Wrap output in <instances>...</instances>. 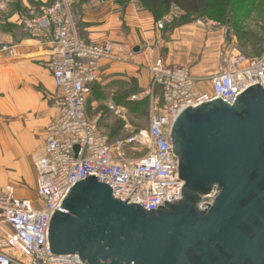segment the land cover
Returning <instances> with one entry per match:
<instances>
[{
	"label": "water",
	"instance_id": "obj_1",
	"mask_svg": "<svg viewBox=\"0 0 264 264\" xmlns=\"http://www.w3.org/2000/svg\"><path fill=\"white\" fill-rule=\"evenodd\" d=\"M170 134L182 197L163 206L126 202L98 173L87 174L50 220L52 253L78 254L76 264H264L261 82L233 103L217 97L184 106Z\"/></svg>",
	"mask_w": 264,
	"mask_h": 264
},
{
	"label": "built area",
	"instance_id": "obj_2",
	"mask_svg": "<svg viewBox=\"0 0 264 264\" xmlns=\"http://www.w3.org/2000/svg\"><path fill=\"white\" fill-rule=\"evenodd\" d=\"M73 2L55 0L44 12L29 9L24 17L28 27L47 38L48 67L60 93L38 162V196L43 203L19 199L10 187L0 190V264L83 262L78 254L52 253L49 226L56 208L66 211L61 202L70 186L87 174L98 173V179L111 183L114 193L126 202L163 206L165 200L180 199L184 181L179 178L170 134L177 113L184 106L217 97L233 103L244 87L256 81L264 88V52L255 58L234 55L226 67L209 76L196 75L188 66L170 67L158 59L150 67L151 87L131 96L134 101L149 99L147 135L112 143L100 126V115L89 114L90 89L100 81L104 65L124 61L132 50L123 43L82 38L71 13ZM7 3L0 0L2 10ZM126 147L146 148V152L129 159L121 156ZM214 195L215 191L204 199L203 208Z\"/></svg>",
	"mask_w": 264,
	"mask_h": 264
},
{
	"label": "crops",
	"instance_id": "obj_3",
	"mask_svg": "<svg viewBox=\"0 0 264 264\" xmlns=\"http://www.w3.org/2000/svg\"><path fill=\"white\" fill-rule=\"evenodd\" d=\"M7 1L5 10L0 7V48L10 46L0 49V190L10 187L15 197L36 203L38 162L44 154L47 128L57 114L55 99L60 91L48 67L47 38L28 27L24 17L29 9L44 12L55 0ZM138 1L74 0L71 13L82 38L123 43L132 50L133 60L147 64L136 76L142 91L150 85L153 63L160 59L167 66H180L175 50H194L199 34L195 24L164 33L154 10ZM138 45L141 50L134 53ZM159 48L166 52L164 58ZM114 64L104 65L101 78Z\"/></svg>",
	"mask_w": 264,
	"mask_h": 264
},
{
	"label": "rangeland",
	"instance_id": "obj_4",
	"mask_svg": "<svg viewBox=\"0 0 264 264\" xmlns=\"http://www.w3.org/2000/svg\"><path fill=\"white\" fill-rule=\"evenodd\" d=\"M138 3L154 10L157 21H162L164 33L183 24L196 25L199 36L194 50H175V57L180 61L178 65L189 66L196 75L216 73L226 67L227 60L234 55L255 58L264 52V0H225L205 15L185 13L176 6L170 9L153 6L150 0H140ZM159 53L164 58L166 52L162 48H159ZM133 59L134 56L130 55L125 61L113 63L111 71L90 89L89 114L100 115V126L112 143L118 138L125 139L132 135L145 136L149 128V99H131L133 94L141 91L136 76L147 68V64ZM150 72V85L145 90L152 84L151 69ZM157 94L159 96V91ZM117 109H120L119 113ZM145 152L146 148L137 151L126 147L121 150V156L137 158ZM36 201L43 203L38 194Z\"/></svg>",
	"mask_w": 264,
	"mask_h": 264
},
{
	"label": "trees",
	"instance_id": "obj_5",
	"mask_svg": "<svg viewBox=\"0 0 264 264\" xmlns=\"http://www.w3.org/2000/svg\"><path fill=\"white\" fill-rule=\"evenodd\" d=\"M150 1L153 3V6L158 5L165 9H170L173 6H176L185 13L205 15L209 11L215 10L218 4L223 3L225 0H150Z\"/></svg>",
	"mask_w": 264,
	"mask_h": 264
}]
</instances>
